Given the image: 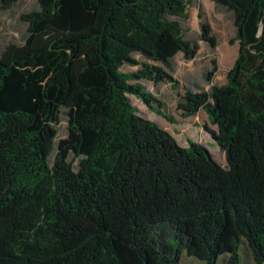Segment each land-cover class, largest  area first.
I'll use <instances>...</instances> for the list:
<instances>
[{
    "label": "trees",
    "instance_id": "1",
    "mask_svg": "<svg viewBox=\"0 0 264 264\" xmlns=\"http://www.w3.org/2000/svg\"><path fill=\"white\" fill-rule=\"evenodd\" d=\"M211 1L232 13L238 53L179 109L207 113L226 165L129 96L173 121L143 81L179 85L176 56L199 48L190 6L216 48L197 0H37L20 15L22 41L0 50V264H242V246L264 264V0Z\"/></svg>",
    "mask_w": 264,
    "mask_h": 264
},
{
    "label": "rangeland",
    "instance_id": "2",
    "mask_svg": "<svg viewBox=\"0 0 264 264\" xmlns=\"http://www.w3.org/2000/svg\"><path fill=\"white\" fill-rule=\"evenodd\" d=\"M205 11L206 18L209 21L212 28V35L216 41V48L210 45L208 42L201 39V28L198 8L191 7L189 9V19L183 21V29L185 38L190 41H196L199 45L197 54L191 60L184 57L182 53H179L175 59L176 69L173 73L179 85L172 87L171 83H159L155 84L153 81H143L144 86L152 92L161 102L162 107L160 110L163 114L170 115L175 121H170L159 113V109L152 103V107H149L141 98L136 95H129L131 104L134 109L142 116L156 122L163 128L167 129L175 135L181 146H188L189 141L198 142L199 137L202 141L205 139V146L210 150L214 158L223 165H226L225 152L217 146L213 140V136L209 130L216 129L208 118L207 113L201 109L196 115V118H186L179 109V102L185 94V87H192L195 90H200L203 87L208 89V84L203 80V75L213 65L215 60L218 70L215 73L212 83L224 84L227 80V72L232 67L234 60L238 53V43H230V39L236 34V28L234 26L232 13L224 7H216L211 0H197ZM37 7V0H18L17 3L9 10L0 12V50L9 41L21 42L22 36L26 32V23H24L20 15L24 12H28ZM137 66L124 65L123 71H135ZM200 120L201 128L203 131L196 130L195 133L182 130L185 127L189 128V123L192 121ZM190 121V122H189ZM205 123L207 129L205 128ZM195 126H191L189 129L193 131ZM59 137L64 138L67 133L66 118L63 117L62 121L58 125ZM203 143V142H202ZM184 264H205L195 257H190V260L184 258Z\"/></svg>",
    "mask_w": 264,
    "mask_h": 264
},
{
    "label": "crops",
    "instance_id": "3",
    "mask_svg": "<svg viewBox=\"0 0 264 264\" xmlns=\"http://www.w3.org/2000/svg\"><path fill=\"white\" fill-rule=\"evenodd\" d=\"M186 118H188V119H190V118H196V116H187ZM174 121H175V119H173ZM190 122V121H189ZM189 125V128L191 127V126H195L194 128H193V131L192 130H190L188 127H185L184 129H182V130H186V131H190V132H192V133H195V131L196 130H200V131H203L204 129L203 128H201L199 125H201V123H200V120H195L194 119V121H192V124L191 123H189L188 124ZM214 125V124H213ZM205 127H207L206 126V123H205V125H204ZM214 126H216V125H214ZM216 129H211V130H209L208 129V131H210V133L212 134V131H217V126L215 127ZM207 129V128H206ZM196 132H198V131H196ZM206 140V139H205ZM205 140L204 141H202V138H200L199 137V140H198V142L199 143H202V144H204L205 145ZM197 142V141H196ZM241 256H242V264H254V262H253V257H252V255H251V253H250V251L245 247V246H242V250H241ZM184 258H186V260H190V257L188 256V255H186V254H184L183 256H182V259H181V264H184ZM222 264H224V263H222Z\"/></svg>",
    "mask_w": 264,
    "mask_h": 264
}]
</instances>
